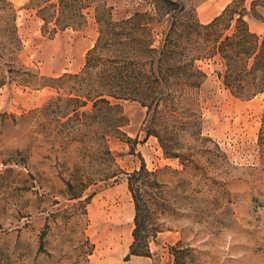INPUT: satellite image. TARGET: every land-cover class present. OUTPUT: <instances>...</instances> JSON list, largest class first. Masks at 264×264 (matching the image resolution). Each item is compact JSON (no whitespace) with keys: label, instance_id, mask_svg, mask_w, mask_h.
Returning a JSON list of instances; mask_svg holds the SVG:
<instances>
[{"label":"rangeland","instance_id":"374dc122","mask_svg":"<svg viewBox=\"0 0 264 264\" xmlns=\"http://www.w3.org/2000/svg\"><path fill=\"white\" fill-rule=\"evenodd\" d=\"M7 1L16 13L0 1V264H175L174 247L187 250L182 264H264V93L234 96L221 60H199L207 78L176 141L185 164L146 136L147 107L138 101H118L124 134L92 140L88 117L63 116L74 95L53 78L83 69L100 35L94 8L84 27L53 34L31 0ZM139 1L108 3L120 19ZM232 2L187 0L204 24ZM251 2L245 19L263 38L264 0L255 9ZM143 162L163 184L152 207L163 229L150 239L151 257L127 259L135 228L128 173Z\"/></svg>","mask_w":264,"mask_h":264},{"label":"trees","instance_id":"16d2710c","mask_svg":"<svg viewBox=\"0 0 264 264\" xmlns=\"http://www.w3.org/2000/svg\"><path fill=\"white\" fill-rule=\"evenodd\" d=\"M0 1L16 13L12 3ZM257 4L258 0H252V9ZM138 5L133 14L120 19L114 18L108 0H31L28 8L38 9L44 33L53 34L84 27L86 10L94 8L100 35L88 51L83 69L53 78L59 82L58 88L70 83L68 93L74 95L70 98L74 107L64 117L71 113H75L72 118L88 117L85 125L90 128V138L97 140L124 134L121 128L127 122L118 101H138L147 107L146 136L157 137L166 154L185 164L177 136L189 129L187 117L196 116L195 90L207 78L197 62L218 57L224 66L220 74L224 86L238 98L252 99L264 93V37L252 31L245 19L246 0H233L207 24L200 22L187 0H141ZM88 103H92L91 110L80 112ZM258 143L264 147V114ZM105 154L108 161L114 160L109 148ZM120 173L110 170L106 174ZM128 187L135 205V228L127 259L151 257L150 239L163 229L152 217L153 194L163 191V184L157 171L143 162L128 173ZM172 250L175 264H182L187 250Z\"/></svg>","mask_w":264,"mask_h":264},{"label":"crops","instance_id":"0c3cea01","mask_svg":"<svg viewBox=\"0 0 264 264\" xmlns=\"http://www.w3.org/2000/svg\"><path fill=\"white\" fill-rule=\"evenodd\" d=\"M136 257H141V256H136Z\"/></svg>","mask_w":264,"mask_h":264}]
</instances>
